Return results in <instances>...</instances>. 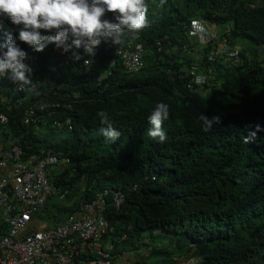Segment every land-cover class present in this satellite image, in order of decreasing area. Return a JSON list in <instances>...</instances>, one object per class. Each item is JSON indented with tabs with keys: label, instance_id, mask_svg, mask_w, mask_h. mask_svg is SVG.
Returning a JSON list of instances; mask_svg holds the SVG:
<instances>
[{
	"label": "trees",
	"instance_id": "16d2710c",
	"mask_svg": "<svg viewBox=\"0 0 264 264\" xmlns=\"http://www.w3.org/2000/svg\"><path fill=\"white\" fill-rule=\"evenodd\" d=\"M147 3L150 26L140 33L145 67L136 75L124 72L111 41L101 40L87 69L55 44L34 51L18 39L22 25L5 18L2 32L16 30L11 34L25 47L28 75L46 86L37 84L39 94L15 93L13 87L5 94L22 101L18 107L0 103L9 119L0 125L2 150L18 144L39 158L47 147L71 158L68 165L50 168L55 186L68 191L69 205L57 196L47 201L41 218L52 224L72 214L78 201L90 202L108 190L104 241L114 245L115 261L133 252L131 264H183L188 257L200 264H264V0H167L162 9L155 8L158 0ZM103 18L114 22L113 13ZM193 19L229 28L231 45L246 44L237 64L214 65L216 82L207 94L188 92L184 85L191 79L176 73L192 65L201 69L191 54L175 53L176 44L171 55L152 46L158 37L182 38ZM0 84L13 83L5 76ZM52 102L58 106L50 107ZM159 102L170 110L164 143L146 134ZM38 104L53 114L25 124L23 111ZM101 110L121 132L118 141L100 134ZM202 113L219 117V123L204 131ZM67 119L70 130L52 125ZM75 167L79 174L71 177ZM112 190L124 195L118 208Z\"/></svg>",
	"mask_w": 264,
	"mask_h": 264
},
{
	"label": "clouds",
	"instance_id": "9594fccd",
	"mask_svg": "<svg viewBox=\"0 0 264 264\" xmlns=\"http://www.w3.org/2000/svg\"><path fill=\"white\" fill-rule=\"evenodd\" d=\"M166 3L167 0H158L155 8L162 9ZM148 11L147 0H0V16L4 17V19L0 18V20L3 21V24L5 25V18H7L14 25H22L19 29V41L26 43L36 52L43 51L48 44H55L64 53H69L71 60L74 62L81 60L82 64L85 55L92 57V64L94 63L95 50L100 47L103 39L106 43L111 41L114 52L117 46L119 47L126 43L134 44L137 42V44L142 45L141 59L144 68V56L147 52L145 40L140 33L150 26ZM105 13H113L114 22L104 19ZM3 24L0 26V40L3 42L0 43V76H7L13 84L17 85L19 91L39 94L37 83L34 82L40 80L33 82V79L28 75L32 69L23 62L27 56L25 47L21 46V43L16 40L17 38L11 34L16 31L15 29L10 32H2ZM40 30H43V34H41ZM228 34L229 28L221 31L215 24L206 23L202 19H193L186 26V33L182 38L170 40L167 36L158 37L154 40L152 46L157 53L170 54L171 50H173L172 44L178 46L179 41H183L187 45V51L184 52L178 46L179 48L175 53L179 55L191 54L193 56L192 59L201 66V69L199 70L196 65H192L183 70L184 72L179 70L180 72L176 73H183L185 77L191 79L184 85L188 92L192 94H207L210 90L209 88L215 86L216 82L214 65L222 60L230 63L233 61L234 64H237L240 62V51L246 46L243 43L231 45L230 41L227 40ZM157 40L163 42V49L160 51H158L156 44ZM219 44H226L229 50L218 55L215 61H207L209 52L218 47ZM119 59L123 63L126 74L136 75L143 70L141 68L138 72L128 71L124 65V60L120 57ZM87 62L89 60H84V63ZM193 68L195 73L192 74ZM40 85L46 86L44 81H40ZM191 87L195 91L191 90ZM47 113L44 114V118L50 117L47 116ZM97 116L101 125H103L99 130L100 134L111 143L118 141L121 132L113 127V121L110 119L109 114L101 110L97 113ZM169 116V105L164 102L157 103L148 116L150 127L146 132L147 136L159 143H164L167 140V135L163 129V124L164 121L169 119ZM200 120L203 124V130L206 132L212 130L213 123H219V117L209 119L203 113L200 116ZM257 129L259 130V126H257ZM61 130H70V128ZM252 137H255V133H252ZM245 141L248 142L247 138ZM48 151L51 150L48 149ZM51 152H59L63 159H71L62 151ZM64 164L68 165V163L63 161L60 165ZM68 167L70 168V164ZM78 174L79 170L76 175H72L70 172L71 177H76ZM49 176L52 179L51 173ZM152 180H154V177H152ZM56 181L54 180V184ZM62 192L60 190V193H56L54 196L59 198ZM65 197L62 199L63 203ZM72 201H75V199ZM64 204L67 205L66 203ZM69 204L71 205V203ZM145 254L142 253L141 255ZM131 257L129 261H131ZM189 258L194 257H188L187 259ZM194 259L197 260V263H201L198 258Z\"/></svg>",
	"mask_w": 264,
	"mask_h": 264
},
{
	"label": "built area",
	"instance_id": "2783aa9c",
	"mask_svg": "<svg viewBox=\"0 0 264 264\" xmlns=\"http://www.w3.org/2000/svg\"><path fill=\"white\" fill-rule=\"evenodd\" d=\"M0 43L3 42L0 40ZM156 44L158 51L163 49L161 40H157ZM178 46L187 51L183 41H179ZM228 50L226 44H219L209 52L207 61H215L218 55ZM116 53L124 60L128 71L138 72L143 68L142 45L137 42L117 46ZM84 60L89 62L84 63ZM83 64L89 67L92 57L85 55ZM191 73H195L194 68ZM4 77L0 76V81ZM35 83L40 84V81ZM11 87L15 93L27 92L19 91L15 84H0V103L5 107L11 103L13 107H18L21 98L14 97L12 93L10 100L5 95ZM190 89L195 91L192 87ZM54 104L52 102L50 107ZM45 107L43 104L27 107L22 114L23 122H42ZM69 107L66 105V108ZM51 114L53 111L48 112L47 116ZM8 122L7 115L0 110V125ZM52 125L58 129L71 126L69 119L54 120ZM62 161L70 162L69 158L63 159L59 152L48 151L47 147L41 151L39 158L30 156L18 144L0 151V264H131L129 258L134 255L133 252L122 253L118 255L121 260L115 261L114 245L104 241L109 225L102 212L106 209L108 190L99 191L90 202L80 201L75 211L57 224L49 221L51 226L47 228L32 225L35 219H41L47 201L60 193L49 176V168L60 165ZM70 172L76 175L78 169L72 168ZM112 191V203L118 208L124 201V195L120 190ZM67 193L63 191L58 199L62 201ZM182 263L196 264L197 260L189 258Z\"/></svg>",
	"mask_w": 264,
	"mask_h": 264
},
{
	"label": "crops",
	"instance_id": "0c3cea01",
	"mask_svg": "<svg viewBox=\"0 0 264 264\" xmlns=\"http://www.w3.org/2000/svg\"><path fill=\"white\" fill-rule=\"evenodd\" d=\"M0 150L2 151V146L0 145ZM33 226L39 227V228H47L50 227L51 224L49 223V220H45L44 218H41L40 220L35 219L32 223Z\"/></svg>",
	"mask_w": 264,
	"mask_h": 264
},
{
	"label": "rangeland",
	"instance_id": "374dc122",
	"mask_svg": "<svg viewBox=\"0 0 264 264\" xmlns=\"http://www.w3.org/2000/svg\"><path fill=\"white\" fill-rule=\"evenodd\" d=\"M136 186H132V189L135 190ZM148 254H145L144 256L147 257ZM150 262L154 263V264H158L156 260L154 259H149Z\"/></svg>",
	"mask_w": 264,
	"mask_h": 264
},
{
	"label": "bare ground",
	"instance_id": "6f19581e",
	"mask_svg": "<svg viewBox=\"0 0 264 264\" xmlns=\"http://www.w3.org/2000/svg\"><path fill=\"white\" fill-rule=\"evenodd\" d=\"M116 50H117V49H116ZM116 50H115V52H114V53H115V55H116V56L119 58V56H118V55H117V53H116ZM88 68H90V67H87V69H88Z\"/></svg>",
	"mask_w": 264,
	"mask_h": 264
}]
</instances>
